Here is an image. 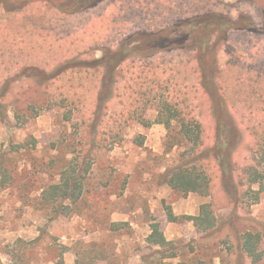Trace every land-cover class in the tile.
<instances>
[{"label": "rangeland", "instance_id": "rangeland-1", "mask_svg": "<svg viewBox=\"0 0 264 264\" xmlns=\"http://www.w3.org/2000/svg\"><path fill=\"white\" fill-rule=\"evenodd\" d=\"M78 2L0 0V264H64L70 251L76 264H143V256L147 264H251L241 248L247 233L259 234L264 264V0ZM208 14L244 16L257 32L233 33L219 65L216 46L207 48L197 34L198 52L208 51L200 86L197 54L177 48L193 45L185 27L171 40L150 36ZM108 52H120L122 62L99 113L104 74L91 67ZM39 71L50 79L42 81ZM164 102L202 125L209 197H177L161 182L191 147L176 123L171 130L154 123ZM86 159L93 163L70 214L44 204L42 191L58 184L64 169L82 170ZM207 203L216 227L201 234L181 218L198 216ZM169 209L176 223L168 222ZM114 211L131 219L114 223ZM131 220L150 224L138 230ZM154 222L174 258L162 261L146 242Z\"/></svg>", "mask_w": 264, "mask_h": 264}, {"label": "trees", "instance_id": "trees-1", "mask_svg": "<svg viewBox=\"0 0 264 264\" xmlns=\"http://www.w3.org/2000/svg\"><path fill=\"white\" fill-rule=\"evenodd\" d=\"M99 1L101 0H92V2L88 4L87 2H84V0H79L80 3H74L73 5L76 4L75 6H78L79 4L83 6V8H90L95 5V2L97 3ZM73 12L74 11H71L69 13ZM184 27L189 32V37L193 40V45H190L188 41H184L179 44L177 48L181 50L190 49L191 51H195L197 54L196 67L201 78V84L206 69L202 57L204 58L208 51L204 50V52H198L199 44H197V41L195 40L197 34H199V37L201 35V38L206 39L205 45L207 48L216 46L213 57L214 60L219 47L226 38L227 31L234 29L257 32L254 23L244 16H239V18L234 21L223 15L208 14L200 17L195 16L192 18L181 19L174 26L164 29L157 34H152L150 39H170L174 30H182ZM221 30L223 32L221 38L219 39V37H216L215 41L212 42L211 39L214 33L220 32ZM174 43L175 42L172 41L170 46L175 45ZM121 55L120 52L104 53L100 59L94 60L92 63L91 68L98 67L104 74V83L102 84L103 92L101 91L98 95L95 105V110L99 113L104 112L111 101L115 89V82L113 79L119 64L122 62ZM75 67H78V65ZM38 75L40 78L42 77V81L47 82L50 79L48 76H45L42 71H39ZM104 91L106 92L104 93ZM66 102L67 101L65 100V104ZM68 105L77 108V105L72 101H69ZM176 106V104L172 106L169 102H164L159 109L157 119L154 123L164 125L167 130H171L172 124L176 123L179 126V133L183 135V138L188 143L191 144V147L187 148L182 154H180L177 163L166 168L165 173L161 176V182L171 189L172 194L178 195L177 197H185L189 193H197L203 197H209L214 184L212 177L206 172L205 166L200 164V162L203 163L206 160V154L203 152L204 144L202 140V125L192 117L191 114L184 111H178ZM103 116L104 115H102V117ZM140 121L142 124L145 123L142 120ZM97 126L99 127V123ZM259 142H261V140H259ZM259 149L260 157H262L261 160L264 161V141ZM84 163V168H82V170L76 169L73 166L64 169L60 175L59 183L49 185L42 191L41 201L46 205L56 207V209L59 208L60 210L58 209L57 212L61 215H69L71 212V206L76 204L83 195L84 181L89 175L90 167L93 162L86 159L84 160ZM256 174L257 172L254 167L247 168L246 176L249 184L253 185L258 182ZM65 202H69V205H64L63 203ZM182 217L183 218L181 219L192 222L196 231L201 234L210 233L216 227V219L210 203L201 206L198 216ZM179 219L180 218L175 216L170 209L168 210V222L176 223ZM150 228L151 234L147 237L146 241L148 244L156 247L157 250H155V254L160 255L162 261L174 258L175 255L173 252L175 249L169 247L171 242L166 240L164 234L160 231L159 224L154 222L151 224ZM241 240L242 253L247 260L250 261L251 264L260 263L263 254L258 249L261 240L259 234L247 233ZM141 261L143 264H147L146 256H143Z\"/></svg>", "mask_w": 264, "mask_h": 264}, {"label": "crops", "instance_id": "crops-1", "mask_svg": "<svg viewBox=\"0 0 264 264\" xmlns=\"http://www.w3.org/2000/svg\"><path fill=\"white\" fill-rule=\"evenodd\" d=\"M235 32L236 33H245L247 36H251L253 34L252 32H247L246 30L236 31L234 29H231V30L227 31L226 38L223 41L222 45L219 47V49H218V51L216 53L215 59H214V63H216V65H219L221 63L220 59H221V55L223 53L222 51H223V49H225V47L227 45L226 42H229L230 38L234 35L233 33H235ZM249 41H251V39H249ZM199 80H200L199 81V85H200L201 84L200 76H199ZM126 217L127 216L124 213H122L121 211H114L113 214H112V220L114 221V223L123 222V221H126L127 219H131L130 216H128V218H126ZM148 224H150V223L149 222L148 223L147 222H133L131 220V224L130 225L132 227L138 229V230H143V229L145 230V228L148 226ZM64 257H65L64 258V264H76V259L77 258H76L75 254L73 252L70 251V252L66 253ZM72 258L74 260H71Z\"/></svg>", "mask_w": 264, "mask_h": 264}]
</instances>
